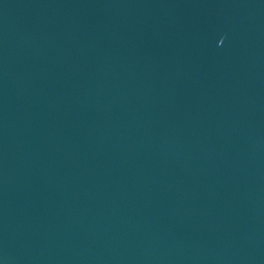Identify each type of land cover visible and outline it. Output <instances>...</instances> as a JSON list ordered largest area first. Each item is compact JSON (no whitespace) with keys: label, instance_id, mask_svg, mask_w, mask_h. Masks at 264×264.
Wrapping results in <instances>:
<instances>
[{"label":"water","instance_id":"1","mask_svg":"<svg viewBox=\"0 0 264 264\" xmlns=\"http://www.w3.org/2000/svg\"><path fill=\"white\" fill-rule=\"evenodd\" d=\"M0 264H264V0H0Z\"/></svg>","mask_w":264,"mask_h":264}]
</instances>
